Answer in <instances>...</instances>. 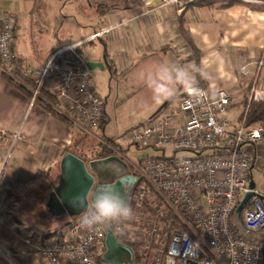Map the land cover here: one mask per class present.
<instances>
[{
	"label": "built area",
	"instance_id": "2783aa9c",
	"mask_svg": "<svg viewBox=\"0 0 264 264\" xmlns=\"http://www.w3.org/2000/svg\"><path fill=\"white\" fill-rule=\"evenodd\" d=\"M201 1L205 0H128L147 11L174 7L179 13ZM111 29L60 47L34 70L20 65L13 22L0 16V73L25 87L27 80L35 82L28 87L32 104L54 80L55 89L47 91L57 97L56 110L71 121L73 130L98 137L114 155L122 156L119 140L108 144L98 136L106 121L105 106L90 90V68L81 55L86 43L102 39ZM261 55L239 69L250 83L249 101H264ZM177 100L122 138L121 143L162 156L145 157L135 166L138 183L130 200L134 216L110 226L121 241L136 245L132 264H264V241L256 238L264 233V187L254 179V172L264 178L262 130L246 126L248 110L243 106L236 119L230 118L233 105L245 99L227 90L211 95L196 80L194 90L183 87ZM179 152L195 157L178 158ZM248 194L252 198L238 215ZM82 215L60 237L45 241L39 250L43 264H107V226L88 229L82 226ZM2 260L17 264L8 254Z\"/></svg>",
	"mask_w": 264,
	"mask_h": 264
},
{
	"label": "crops",
	"instance_id": "0c3cea01",
	"mask_svg": "<svg viewBox=\"0 0 264 264\" xmlns=\"http://www.w3.org/2000/svg\"><path fill=\"white\" fill-rule=\"evenodd\" d=\"M102 1H95L97 9L92 4L90 14H80L88 18L90 27L83 28L86 30H82L78 40L97 31L112 29L99 39L101 44L92 41L81 48L83 59L85 56L92 64L105 63L104 70L111 73L116 71L121 76L129 73L130 79L140 85V90L148 88L142 74L161 63L188 68L194 65L199 69L192 73L195 81L198 74L211 95L227 90L234 98L248 97L250 83L240 76L239 69L255 63L264 53V0L215 2L209 6L190 7L182 13L174 7L147 11L128 0ZM100 2L107 6L104 8ZM184 30L188 36H184ZM87 45L92 49L88 55ZM58 47L53 45L42 56L39 52L35 56L38 68L34 70L40 69L46 55ZM23 50L17 55L18 61L26 57ZM261 83L264 87V74ZM55 85L53 80L46 90L55 89ZM182 89L183 86L177 87L170 104H175ZM166 101L151 104L156 110L154 114ZM243 102L233 105L230 118L239 116ZM105 116L104 135L111 121L106 104ZM18 133L20 137L16 139ZM121 140L123 155L109 157L124 161L131 174L136 175L125 155L131 149L130 145ZM88 141V135L75 132L58 116L32 104L31 95L10 84L0 74V264H4L3 254H8L17 264H43L39 250L52 238L49 237L53 236L51 230H57V237H60L76 218L50 216L47 202L49 195L60 186L61 162L66 154L71 153L84 161L88 169L91 162L101 160L80 158L78 150ZM108 169L105 167L104 172ZM96 186L97 179L94 188ZM45 215L49 218L44 219ZM112 231L117 240L133 252L127 242L117 237L113 228ZM106 253L105 240L104 255ZM127 254L123 250L117 259L126 264Z\"/></svg>",
	"mask_w": 264,
	"mask_h": 264
},
{
	"label": "rangeland",
	"instance_id": "374dc122",
	"mask_svg": "<svg viewBox=\"0 0 264 264\" xmlns=\"http://www.w3.org/2000/svg\"><path fill=\"white\" fill-rule=\"evenodd\" d=\"M95 1L96 0H0V16H8L13 22L14 48L16 47L19 50H15V55H21L22 49H24L22 51L23 55H26L25 58H21L19 63L22 66L26 65L29 68L37 69L38 65L35 61V56L39 52H41L40 54L42 56V53L47 49H51L53 45L61 47L63 45L78 42V35L81 34L82 30H86L83 28L88 29L90 27L87 21L88 18L80 14H90L92 4L95 6ZM104 1L108 3L109 0H103L102 2ZM113 1L118 2L121 0ZM106 3H101L104 4V8L107 6ZM112 7L114 6L112 5ZM97 8L98 7H96V9ZM33 14L35 19L33 18ZM42 22H46L48 25L45 24V26L49 28L45 27ZM96 41L101 44L99 40ZM90 46H86L88 47L86 55L92 50L89 48ZM56 50L57 49H54L48 53L44 58V62H46ZM84 59L88 65L92 64L85 56ZM90 75V90L101 98L104 106L106 104L108 114L111 117L106 134L104 135L102 131L98 133V136L103 140H107L110 137L118 142L119 139L126 138L133 129L148 123L154 115L156 110L154 111L155 108L152 109L151 107V104L155 102L152 91L149 87L146 88V90H140V85L130 79L129 73L121 76V74L114 71L112 75L108 70L96 69L90 70ZM176 102H178V100H176ZM88 137L89 141L84 143L83 147L78 150V155L86 159H92L94 157V151L102 143H100L101 141L98 137L95 138L92 135H88ZM129 148L131 149L126 151L125 155L126 158H128L129 167L135 171V166H138L140 161L145 157L162 156V153L154 151L153 149H144L143 147L133 148L131 145ZM167 154L170 155L171 153L168 152ZM177 157L194 158L195 156L189 153L179 152ZM254 179L257 184L264 187V178L261 179L255 172ZM43 217L44 219L49 218L48 215ZM56 231L57 230H51V235L57 237ZM241 234L246 235L245 232H241ZM256 238L264 241V233L256 236Z\"/></svg>",
	"mask_w": 264,
	"mask_h": 264
},
{
	"label": "water",
	"instance_id": "95a60500",
	"mask_svg": "<svg viewBox=\"0 0 264 264\" xmlns=\"http://www.w3.org/2000/svg\"><path fill=\"white\" fill-rule=\"evenodd\" d=\"M105 67H107L105 63L89 64L90 70H96L97 68L104 70ZM171 101L172 99L167 100L151 119L165 109ZM105 167L109 168L106 172H104ZM61 170L62 179L60 186L49 195V200L47 202L48 214L52 217H78L82 215L87 206L91 205L93 193L99 186L105 183L114 185L130 204L133 188L138 182L136 175H132L129 171L128 165L116 157H108L93 161L89 164L88 169V166L84 161L75 155L68 153L62 159ZM96 179L97 186L94 188ZM116 179L119 180L115 183ZM250 187L254 188L255 184L251 182ZM78 195L82 196L84 199L79 202L74 201V197ZM251 198V194H248L245 197L237 210L238 215L241 214ZM74 203H77L80 206L73 207ZM110 225L107 226V253L103 256V261L107 264H123V262H120L117 257L123 250H125L129 254V258L125 263L132 264L134 254L131 248L126 247L117 240Z\"/></svg>",
	"mask_w": 264,
	"mask_h": 264
},
{
	"label": "clouds",
	"instance_id": "9594fccd",
	"mask_svg": "<svg viewBox=\"0 0 264 264\" xmlns=\"http://www.w3.org/2000/svg\"><path fill=\"white\" fill-rule=\"evenodd\" d=\"M199 71L194 65L191 68L161 63L153 70L142 74L147 86L152 90L153 99L162 103L172 99L178 86L188 91L195 88L193 72ZM82 196L74 197V201H82ZM77 203L73 207H79ZM134 216L131 205L125 200L117 188L105 183L93 193L91 205L87 206L81 217L82 226L93 229L97 226H109L113 222L131 220Z\"/></svg>",
	"mask_w": 264,
	"mask_h": 264
},
{
	"label": "trees",
	"instance_id": "16d2710c",
	"mask_svg": "<svg viewBox=\"0 0 264 264\" xmlns=\"http://www.w3.org/2000/svg\"><path fill=\"white\" fill-rule=\"evenodd\" d=\"M214 3H215L214 1L205 0V1H201V2L193 4L191 7H198V6L202 7L206 5L209 6V5H213ZM184 36H188V33L186 30H184ZM0 74L5 79H7L10 84L20 89L22 92L28 94V96L31 95V92H30L31 88L29 89L28 87L29 86L34 87L36 85L35 82L27 80V87H25V86H22L14 82L10 77H8V75L4 73H0ZM113 74L114 73H112V75ZM196 76H197L196 78H197L198 84H200L202 87H205V81L198 74H196ZM247 98L243 102V108H246L248 110L247 115H246L245 124L247 127H256L258 129H261L264 135V101H256V100L249 101L247 100ZM35 104L41 106L44 110L58 116L61 120H63L64 122L70 125L71 121H69V119L65 118L64 116L60 115L58 111L56 110V106L58 105V99L51 92L47 91L46 89H43L42 97L38 98ZM105 142L108 144L115 143L113 138H108L107 140H105ZM112 154H114L112 150H110L106 145L100 144V146H98V148H96V150L94 151V157L92 159H102V158L109 157ZM80 158H83V157H80ZM49 237L53 238V236H49ZM128 245L134 249V252H136L135 250L136 245L132 243H128Z\"/></svg>",
	"mask_w": 264,
	"mask_h": 264
}]
</instances>
